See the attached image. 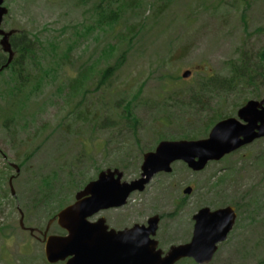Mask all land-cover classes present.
Listing matches in <instances>:
<instances>
[{"label":"rangeland","instance_id":"obj_1","mask_svg":"<svg viewBox=\"0 0 264 264\" xmlns=\"http://www.w3.org/2000/svg\"><path fill=\"white\" fill-rule=\"evenodd\" d=\"M139 1L142 7L137 12L125 5L123 19L118 25L89 39L71 62H64L59 68L57 55L65 51L64 41L76 35V28L91 24L94 16L92 4L82 5L80 0H7L10 11L1 28L5 32L31 33L38 41L41 40L44 46L38 44L36 50V54L44 58L41 75L50 73L51 78H47L41 93L31 96L26 102L22 117L27 120L28 126L24 131L19 129L16 134L3 128L8 114L18 110V102L11 97L12 89L6 83L7 74L0 78V173L3 175L0 193L14 201V205L10 203L5 211L0 212V227L5 229L4 233L0 232V264H49L45 259L42 235L34 231L35 236H32L29 229L44 232L51 220L44 222L42 213H25L27 201L21 195L22 181L26 180L30 170L37 175V179L58 170L63 175L62 179L67 181L68 174L72 173L86 180L87 184L92 181L91 178L96 179L100 171L111 168L109 165L119 158L118 153H122L126 158L135 159L129 160L131 166L127 172L121 170L124 181L138 179L144 154L156 149L159 144L155 143L156 132L164 127L159 108L143 103L167 101L169 95H173L181 86H193L197 77L225 74L226 62L240 56L237 51L247 53L254 62L256 54L264 50V0H171L163 9L161 6L165 0ZM2 38L0 54L3 53ZM54 45H59L56 54L52 49ZM109 47L113 49V55L103 58L102 62L111 60L113 63L121 59L123 67L111 80L106 101L112 105L115 99L124 94L131 92L133 95L141 89V103L138 102L137 108L141 119L138 131L141 144L137 146L133 135L126 129L122 134L127 135V139L122 146L113 147L110 144V152L84 154L82 144L85 141L91 147L98 148L99 145H106L116 134L112 136L108 129H96L94 132L82 120L74 121L70 112L81 98L71 99L64 91L81 68L91 64ZM188 70L192 74L185 79L182 75ZM259 80V88L251 89L255 91L254 94L246 93L248 99L260 100L264 97V76ZM34 85L28 84L27 92ZM95 88H90L89 96L81 107L85 110V105H90V116L94 115L96 107L102 106ZM258 94L260 98H254ZM232 103V98L226 101L229 111ZM76 131L83 135L80 141L73 134ZM151 147L153 150H149ZM262 150L264 140L236 152L225 161L209 164L199 173L191 171L186 165L187 169H183L184 163H175L173 170H176V174L157 175L144 192L132 194L125 207L103 212L102 216L114 228L145 224L154 215L172 214L175 205L187 196V205L179 215L161 219L156 238L162 241L164 251L172 245L188 243L194 227L192 217L200 208H222L225 206L221 205L237 201L246 194L249 200L257 201L256 193H264V161L250 162ZM110 153L113 155L110 156ZM243 158L250 161L237 163ZM11 164L18 166L19 174ZM235 164L241 170L231 180L218 191H207L209 179L215 172ZM80 165L83 166L78 169ZM78 170H82L83 174L79 175ZM11 178L14 195L10 187ZM188 186L203 187L196 194L185 195L183 191ZM83 188L74 184L65 186L64 194L71 199L69 204L74 202L76 193ZM20 211L24 214L25 230L20 226ZM255 216L254 224L242 222L239 226L235 225L229 236L240 238L243 242L247 264L264 261V204L261 210L257 209ZM59 232H62L61 229L57 223H53L49 234ZM230 245L234 248L239 246L233 244V240ZM231 247H222L218 255L229 258L232 256L230 251L234 250ZM4 250L7 252L5 256Z\"/></svg>","mask_w":264,"mask_h":264},{"label":"trees","instance_id":"obj_2","mask_svg":"<svg viewBox=\"0 0 264 264\" xmlns=\"http://www.w3.org/2000/svg\"><path fill=\"white\" fill-rule=\"evenodd\" d=\"M170 2L171 0H165L161 9L169 5ZM80 3L82 5L92 4L94 16L91 18L90 25H84L81 29L76 28V35L68 38V41H64L65 51L57 55L60 62L57 63L59 68H62L64 62H71L83 50V46L89 39L108 28H113L118 25L123 19L125 5H128V8H134L135 12L142 7V2L139 0H80ZM21 34V37L16 39L11 45L16 55L8 65L7 72H3V70L0 72V78L7 74L8 78L6 83L12 89L11 97L18 102V110L8 114V117H6L3 123V128L11 134H16L19 129H23V131L26 129L28 123L22 117L26 102L30 100L31 96L41 93L45 82L51 78L50 73H45L44 76L41 75L42 60L44 58L36 54L38 44L39 46H44L43 42L41 40L38 41L37 37L31 33L22 32ZM52 49L56 54L59 45H54ZM112 50L109 47L103 51L101 56L93 60L91 64L86 65L83 69L81 68L78 76L69 81L66 92L64 91V94L68 95L71 99L81 98L79 104L75 105L70 112V117L74 121L82 120L94 132L96 129H108L112 132V136L116 134L114 138L106 142V145H99L98 148L95 146L91 147L84 140L86 142L82 144L84 154H97L98 151L106 152L110 144L113 147L118 145L122 146L127 139V135H123L122 133L127 130L129 131L128 133L133 135L135 144L137 146L141 144V139L138 136L141 119L137 113L138 102L140 104L142 98L141 89L134 92L133 95L131 92L124 94L122 97L115 99L112 105L106 101L111 80L123 67V60L121 59L113 63L111 60L109 62H102L103 58L113 55ZM237 53L240 54L238 58L226 62L225 69L227 72L225 74L197 77L193 86L189 88L181 86L173 95H169L170 98L167 101L164 99L162 102L151 103L148 101L143 103V105L151 104V106L155 105L154 107L159 108L160 120L164 127L156 132V144L163 140H197L206 138L217 122L235 116L238 109L251 100L246 97V93L251 92L254 94L255 91L251 89L257 90L260 86L259 77L264 76V50L256 54V60L253 59L254 62L251 61L247 53L243 51H237ZM32 83H35L34 87L27 92V85ZM92 86L96 87L95 90L98 93L97 98L101 101L102 106L96 107V112L93 116H90V105H85V110L81 109V107L87 96H89ZM230 98L233 99V103L231 104L232 112L229 111L228 105H226V101ZM254 98L259 99L260 95L258 94ZM23 120L25 124L22 126ZM73 134H76L79 139L78 141L83 137L77 131ZM149 150H153V147ZM112 155L113 153H110V156ZM232 155L226 157L224 161L231 158ZM118 156L119 158L113 160L115 162L109 165V167L112 169L118 168L127 172L131 166L129 160L135 159L126 158L125 154L122 153H118ZM263 158L264 150L251 161L243 158V160L237 163H247L249 161L256 163L260 161L262 163L264 161ZM78 161L81 164L82 161L79 158ZM134 162L132 163L134 164ZM82 166H78V169H81ZM20 168L22 169L23 166L20 165ZM182 168L187 169L185 164H182ZM240 170L235 164L215 172L209 179L207 191L211 193L218 191L221 186L231 180ZM99 171L100 169L97 172ZM78 173L79 175L83 174L82 170H78ZM174 174H176L175 169L172 172V175ZM68 175L69 178L66 181V179H62L63 175L60 171L53 170L52 174L44 177L41 176L37 179V175L30 170L26 180L22 181L21 189V195L27 201L25 204V213H42L41 219L44 222L52 220L60 210L71 202L70 197L64 194L65 186L74 184L78 188H83L86 185V180H83V178H78L77 175H73L72 173ZM2 179L3 175L1 172L0 183ZM91 179L94 180L95 177ZM192 188V194H196L201 189L197 188V186H192ZM256 195L258 197L256 199L257 201L249 200L246 194L237 201H228L221 206L231 205L237 208V226L241 225L242 222L251 224L256 221L255 214L257 209L261 210L264 204V193H256ZM188 200L189 197H183L181 202L175 205L172 214L163 215L160 218L164 219L165 217H172V215H179L185 209ZM13 202V200L10 201L8 199L7 195L2 196L0 193V212L5 211L10 203L14 205ZM4 230L3 226H1L0 232L4 233ZM2 239L7 240V238ZM3 254L5 256L7 252L4 250ZM184 264L192 263L186 260Z\"/></svg>","mask_w":264,"mask_h":264},{"label":"water","instance_id":"obj_3","mask_svg":"<svg viewBox=\"0 0 264 264\" xmlns=\"http://www.w3.org/2000/svg\"><path fill=\"white\" fill-rule=\"evenodd\" d=\"M5 0H0V35L3 51L9 54L8 63L13 60L10 43L11 33L2 28L8 9ZM3 68L0 70V72ZM191 71L182 75L187 79ZM264 138V98L249 100L235 117L217 122L208 136L197 140H163L154 151L143 157L141 174L131 182L124 181V172L118 168L101 171L95 180L87 183L75 195L72 204L60 210L50 221L44 232L45 259L49 264H178L184 259H193L198 264H211L219 244L225 242L233 231L237 213L234 206L219 209L202 207L193 215V233L185 244L172 245L167 252L158 248L156 239L161 218L154 215L147 224H135L132 228L109 230L105 217L96 222L94 216L108 210L125 207L132 194L145 191L159 174H171L175 163H184L193 172H202L212 162H219L226 156L257 140ZM17 169V165L12 164ZM13 178L10 187L13 190ZM188 186L183 193L191 195ZM20 226L24 224V214L20 211ZM53 223L67 232L66 236L48 235ZM33 234L34 229H29Z\"/></svg>","mask_w":264,"mask_h":264},{"label":"flooded vegetation","instance_id":"obj_4","mask_svg":"<svg viewBox=\"0 0 264 264\" xmlns=\"http://www.w3.org/2000/svg\"><path fill=\"white\" fill-rule=\"evenodd\" d=\"M6 2H7V0H5V2H4V5H5V7L6 8H9L10 9V7H9V5L8 4H6ZM8 9V10H9ZM10 11V10H9ZM9 14V13H8ZM7 16V15H6ZM4 26V20H3V23H2V27ZM6 32H8V33H11V36H10V43H11V45L13 44V42L16 40V39H18V38H20L21 37V33L22 32H18V31H16V32H14V31H12V30H6ZM2 36L0 35V38H1ZM12 50H13V54H14V56H13V58L15 57V55H16V53H15V51H14V49H13V46H12ZM8 59H9V54L8 53H5L4 51H3V53H1L0 54V70L3 68V72H7V70H8V68H9V66L8 67H5L6 66V64L8 63ZM264 97H262L259 101H261L262 99H263ZM233 117H235V116H233ZM261 140H264V139H260V140H257L256 142H259V141H261ZM255 142V143H256ZM254 144V143H253ZM251 146V145H250ZM249 147V146H248ZM248 147H244V148H242L241 150H243V149H245V148H248ZM240 151V150H239ZM238 152V151H237ZM236 153V152H235ZM235 153H233V154H235ZM230 155H232V154H230ZM230 155H228V156H230ZM228 156H226V157H228ZM225 157V158H226ZM225 158H223L222 160H224ZM221 160V161H222ZM226 207V206H225ZM223 208V207H222ZM236 208V207H235ZM219 209V208H218ZM118 210V209H117ZM108 211H110V210H108ZM104 212H107V211H104ZM103 213V212H102ZM102 213H100V214H98V215H96V216H94L93 218H91L90 219V221H92V222H96L98 219H100L101 217H104V216H102ZM236 213H237V220H238V211H237V208H236ZM237 220H236V223H237ZM106 223H107V225L109 226V230H111V229H115L116 231H121V230H124V229H129V228H132L133 226H131V227H126V228H122V229H120V228H114L111 224H109V222H108V220L106 219ZM145 224H147V222L145 223ZM36 232H38V233H40V235H42V240H43V242H44V232L42 231V230H35ZM36 232H34L33 234H32V236H35V233ZM48 235H51V234H49V232H48ZM55 235H62V236H66L67 235V232L66 231H64V230H62V232H60L59 234H55ZM37 239H39L40 240V238H37ZM157 240H158V242H159V247L158 248H160V249H162L163 250V243H162V241L160 240V238H156ZM240 238H227V240L225 241V242H223V243H221V244H219V247H218V251L216 252V254H215V256H214V258H213V260H212V263L211 264H247V259H246V257L244 256V248H243V242H241L240 240H239ZM232 240H233V244H237V245H239L238 246V248H234V246L232 245V247H231V245H230V243L232 242ZM44 244H45V242H44ZM225 246H229V248L231 247V248H234V250L233 251H230V252H232V256H230L229 258H221L218 254H219V252H220V250H221V248L222 247H225ZM169 250V249H168ZM168 250H165V252H167ZM70 258H68L66 261H64V262H59V263H57V264H67V262H68V260H69ZM186 260H189L192 264H198V263H196L193 259H184V260H182V261H180L178 264H184V261H186ZM255 264H264V261H259V260H256L255 261Z\"/></svg>","mask_w":264,"mask_h":264}]
</instances>
